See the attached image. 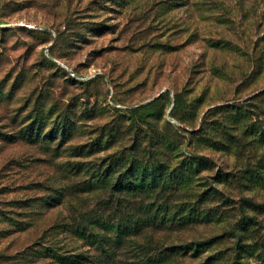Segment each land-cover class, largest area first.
Listing matches in <instances>:
<instances>
[{
    "label": "rangeland",
    "instance_id": "1",
    "mask_svg": "<svg viewBox=\"0 0 264 264\" xmlns=\"http://www.w3.org/2000/svg\"><path fill=\"white\" fill-rule=\"evenodd\" d=\"M36 112L45 115L42 135L66 112L70 137L60 149L59 135L0 143V170L9 161H27L3 179L42 180L55 173L78 180L66 164L82 160L69 148L98 140L90 167L133 150L139 165L159 169L166 186L173 185L176 168H189L191 156L207 160L188 172L186 188L171 193L158 187L150 197L114 203L143 224L152 203L192 207L208 213V221L176 227L157 220L144 229L142 245L124 241L117 247L112 263L93 247L92 264H202L206 250L217 252L214 264H230L236 238L248 252L243 262L264 264V211L244 207L246 196L264 203V0H0V128L18 135ZM105 127L113 129L111 137H100ZM212 141L221 146L214 149ZM94 192L87 205L95 211L96 198L106 191ZM10 196L20 199L23 192ZM82 206L72 198L57 209L32 210L25 221L34 227L1 239L0 252L32 244L45 224L64 215L81 224ZM241 206L256 224L241 216ZM241 220L249 226L234 232ZM71 237L86 250L93 246ZM177 240L215 244L196 260L155 252ZM30 264L50 263L38 258Z\"/></svg>",
    "mask_w": 264,
    "mask_h": 264
},
{
    "label": "trees",
    "instance_id": "2",
    "mask_svg": "<svg viewBox=\"0 0 264 264\" xmlns=\"http://www.w3.org/2000/svg\"><path fill=\"white\" fill-rule=\"evenodd\" d=\"M13 90L14 87L11 86L9 93ZM147 108L141 107L139 110L145 111ZM131 113L134 114L133 112ZM44 116L42 113L36 112L34 117L29 118L31 122L22 130H18L19 136L17 132H3V129L0 128V143H14L18 141L19 137L30 143H36L40 140L44 141L46 138L51 140L59 135L57 148L60 149L63 146L61 143L64 144L65 139L70 137L71 133L70 127L67 124L69 120L68 114L65 112L64 116H61L58 127H52L47 134L42 135V125L45 123ZM147 117V115H144L141 121L147 124ZM105 126H108V124ZM112 131L113 129L105 127L100 137H111ZM209 140L211 141V139ZM100 142L102 141L87 142L86 144L69 148L68 153L82 160L66 164L67 169H70L72 165L71 169L75 170L78 180L74 181H70L69 178H63L62 180L56 177L55 173L46 178L44 177L42 180L33 179L29 181L27 176L20 177V182H17L18 180L13 177L3 179L5 171H10L13 165L26 168L27 161L12 160L4 164L0 170V241L15 233L26 232L34 227V222H26L25 218L30 219L32 210L36 208L42 209V206H46L44 208L57 209L64 206V204L70 205L71 199L74 198L83 204L81 207L83 212L80 214L81 224H77L72 218L70 221L69 216H62L60 211L58 217H62L55 222L45 224L42 235L39 239L32 242V244L20 248L14 254H7V252H3L2 250L0 252V264H30L38 258H42V260L50 264H92L91 249L93 247L106 260L112 263L115 261L117 247H120L124 241H139L141 244V237L145 234L144 229H152L156 225L157 220H160L159 225L167 224L168 226L185 227L194 225L196 222H206L211 217L208 213H200L192 207L170 210L169 208L166 209L164 204L155 207V203L148 205L146 214H150V218L144 224V221L138 215L131 214L128 210L122 213L120 206H115V203H120L122 198L134 195L135 197L143 195L150 197L149 195L154 193L158 187H160V190L171 191V193L177 192L178 188H186L185 179L188 172L198 171L199 167L204 162H207V160L204 158L198 159V156H191V159H188L192 163L189 168L187 170L176 168L173 171V178L170 180V183H173V185L166 186L163 178L161 179L162 174L159 172V169L153 164L139 165V160L134 156L135 152H132L133 150L129 151V153L121 152L117 156L113 155L102 160L97 165L98 168L90 167V162L87 159L97 153V151L92 153L91 150L93 149V145ZM219 145L221 146L219 141H212L214 149H218ZM133 148L135 149L136 147L133 146ZM122 169L125 171L121 172ZM18 172L16 170L13 171V176L19 175ZM80 174H85V176L81 178L78 176ZM40 181L42 182L40 183ZM36 189L38 191L42 189L45 195H40L39 192L35 191ZM101 189L106 192L102 200H100L101 196L96 198V209L94 211L89 208L87 202L91 201V197L95 193L94 191ZM16 192H23V196L20 199L17 196H10V194L16 195ZM246 197L249 200L247 203H244L245 210L264 211V203H259L255 197ZM16 209L20 211L15 212ZM27 210H30L29 214H26ZM245 210L241 206V216L243 215L242 217L246 218L247 221L249 220L256 224L255 217L246 214ZM101 211L107 214L105 219L101 217L103 214ZM242 221L239 222L241 224L240 228H233L234 232L247 229L249 222ZM71 236H75L81 241H87L93 244V246H91L90 250H86L84 249L85 245L79 246ZM46 239L47 243L44 242ZM234 243L235 249L231 252L233 257L230 264H250L249 261L247 263L243 262L247 260L245 253L248 252H243L244 246H242V240L236 238ZM214 244V241L205 243H179L177 240V242L175 241V243L170 244L168 247L155 249V252L163 258L167 257L168 259L189 257L191 260H196L203 255L205 249L214 246ZM113 247L116 248L114 249ZM150 251L154 252V249ZM206 252L208 254L204 256L202 264H214L219 260L216 258L217 252H214V250H206ZM146 261L135 262L134 264H147ZM162 263L163 261H158V264ZM148 264L150 263L148 262Z\"/></svg>",
    "mask_w": 264,
    "mask_h": 264
}]
</instances>
